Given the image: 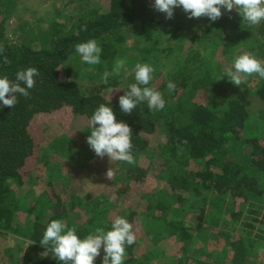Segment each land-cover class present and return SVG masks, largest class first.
I'll return each mask as SVG.
<instances>
[{"label":"trees","instance_id":"16d2710c","mask_svg":"<svg viewBox=\"0 0 264 264\" xmlns=\"http://www.w3.org/2000/svg\"><path fill=\"white\" fill-rule=\"evenodd\" d=\"M152 1L67 0L74 16L49 24L35 48L9 39L19 0H0V76L39 71L30 95L0 110V237L16 242L0 244V264H59L39 243L50 220L83 238L117 216L136 234L124 264H255L264 255V80L221 78L236 55L264 62V23L249 26L233 9L215 22L175 13L158 27ZM134 28L144 60H173L150 84L163 93V110L141 104L124 114L123 89L91 93L65 68L89 39L109 66L125 56ZM100 104L131 128L133 163L93 156L89 121Z\"/></svg>","mask_w":264,"mask_h":264},{"label":"clouds","instance_id":"9594fccd","mask_svg":"<svg viewBox=\"0 0 264 264\" xmlns=\"http://www.w3.org/2000/svg\"><path fill=\"white\" fill-rule=\"evenodd\" d=\"M153 7L164 13L167 19L173 17L174 9L182 8L189 19L203 16L215 22L222 16V10L230 13L235 9L249 26L264 23V0H153ZM75 53L82 64H101L102 48L95 39L77 43ZM126 64V58H117L111 72L102 74L104 82L108 81L110 75L119 76L122 71L127 72ZM154 72L151 64L136 63L133 66L134 82L120 88L124 90L118 99L122 113L130 114L141 104L150 111L165 108L163 93L150 86ZM253 74L264 80V62L245 52L234 58L231 67L222 73L221 78L240 86ZM38 76L39 71L32 67L17 71L13 81L7 76H0V110L5 106L13 108L18 96L28 97L29 90L35 85L34 77ZM166 87L171 93L176 89V84L169 81ZM89 123L91 131L87 143L98 157L107 156L109 160L129 164L134 162L132 130L126 122L116 120L110 104H100L92 113ZM111 175L109 169L107 176L110 178ZM135 242L132 224L125 217L117 216L108 230L98 228L83 238L78 236L75 227H69L61 219H52L46 224L39 243L45 249V254L51 252L59 264H95L98 257L100 264H124L126 249Z\"/></svg>","mask_w":264,"mask_h":264},{"label":"rangeland","instance_id":"374dc122","mask_svg":"<svg viewBox=\"0 0 264 264\" xmlns=\"http://www.w3.org/2000/svg\"><path fill=\"white\" fill-rule=\"evenodd\" d=\"M73 6L74 5L72 4H68L67 0H19L17 12L6 25V34L9 39L16 44L26 41L30 42L35 48H38L42 33L44 30H47V26L49 24L53 22H57L60 24L70 22V18L74 16L72 12ZM153 12L156 14V16L158 15L159 17L160 23L158 27H163L165 24H167V26H170L168 25L170 23L173 24V19H167L164 13L156 11L154 7ZM231 12H223L222 10V16H227L231 14ZM175 13L182 14L184 13V11L182 10V8H176L174 9V14ZM134 30L135 28L129 30L130 36L128 37L126 42L127 51L125 52V56L117 57L127 59V72L122 71L121 75L119 76L110 75L108 81L104 82V80L102 79V74L105 71L111 72L112 66L117 58H115L109 66L104 62H101L100 65L89 66L86 64H82L79 60V57L76 55L75 57H73V59L71 58V60L65 65V68L70 70L72 79L79 83L83 89H87L91 93L98 92L101 89L103 93L107 94L115 89L122 90L120 88H125L126 85L131 80H133L132 68L136 63L151 64V61H148L150 57L144 60L143 54L138 52L140 50V47H137V45L134 44ZM140 45H143L141 39ZM164 47L165 46H163V48ZM165 55V53L162 54L157 62L153 61L154 63L151 64L155 69L153 80L150 82V84L152 83V85L157 81L156 80L154 82L157 73H168L173 66V60L170 58L167 59ZM237 56L238 55H236L235 57ZM229 68H226L225 65V68H223V70L225 71ZM116 92L114 96L117 95ZM82 132L83 131H81V133ZM81 133H79V137L83 136ZM95 155L96 154L94 153L93 156ZM96 158L100 161L109 160L107 156L103 158L97 156ZM0 244L4 245L8 249H11L15 247L16 242L9 237H0ZM207 246L209 250H220L221 243H216L215 241L208 240ZM162 248L164 250H167L166 244L162 246ZM261 258H264V255H261L259 258H257L255 264H262Z\"/></svg>","mask_w":264,"mask_h":264}]
</instances>
